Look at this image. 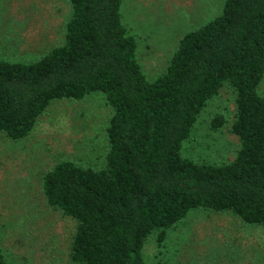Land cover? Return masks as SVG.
Listing matches in <instances>:
<instances>
[{"label": "trees", "instance_id": "trees-1", "mask_svg": "<svg viewBox=\"0 0 264 264\" xmlns=\"http://www.w3.org/2000/svg\"><path fill=\"white\" fill-rule=\"evenodd\" d=\"M63 39L38 57H0V132L28 136L52 101L100 94L109 111L100 166L59 157L41 176L47 206L74 222L72 264H146L149 235L164 240L195 208L230 211L264 227V0H224L186 31L163 71L149 78L121 0H67ZM228 85L234 111L212 129L238 140L220 163L184 156L183 142ZM0 264L10 263L0 246Z\"/></svg>", "mask_w": 264, "mask_h": 264}, {"label": "rangeland", "instance_id": "rangeland-1", "mask_svg": "<svg viewBox=\"0 0 264 264\" xmlns=\"http://www.w3.org/2000/svg\"><path fill=\"white\" fill-rule=\"evenodd\" d=\"M224 0H121L122 22L136 37L137 57L149 78L161 73L180 36L217 15ZM71 13L67 0H0V57L28 61L63 39ZM264 94V77L259 85ZM231 88L209 101L183 142L184 156L211 163L236 155L237 138L211 118L234 111ZM109 111L100 94L51 102L32 131L12 141L0 132V246L13 264H72L74 222L47 206L41 176L59 157L100 166ZM146 264H264V227L230 211L195 208L152 232L142 249Z\"/></svg>", "mask_w": 264, "mask_h": 264}]
</instances>
